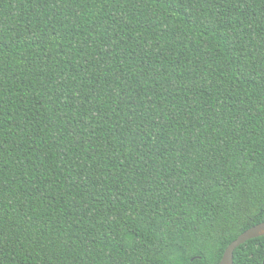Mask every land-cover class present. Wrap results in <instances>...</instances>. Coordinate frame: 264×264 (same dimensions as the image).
<instances>
[{
	"label": "trees",
	"instance_id": "obj_1",
	"mask_svg": "<svg viewBox=\"0 0 264 264\" xmlns=\"http://www.w3.org/2000/svg\"><path fill=\"white\" fill-rule=\"evenodd\" d=\"M262 221L264 0H0V264H218Z\"/></svg>",
	"mask_w": 264,
	"mask_h": 264
},
{
	"label": "water",
	"instance_id": "obj_2",
	"mask_svg": "<svg viewBox=\"0 0 264 264\" xmlns=\"http://www.w3.org/2000/svg\"><path fill=\"white\" fill-rule=\"evenodd\" d=\"M259 236H264V221L249 227L244 232L239 234L237 238L231 241L225 248L218 264H233V252L235 248L245 243L247 240ZM261 264H264V257Z\"/></svg>",
	"mask_w": 264,
	"mask_h": 264
}]
</instances>
